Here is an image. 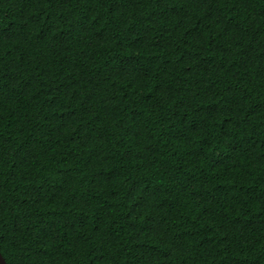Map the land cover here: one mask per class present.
<instances>
[{
  "label": "trees",
  "instance_id": "obj_1",
  "mask_svg": "<svg viewBox=\"0 0 264 264\" xmlns=\"http://www.w3.org/2000/svg\"><path fill=\"white\" fill-rule=\"evenodd\" d=\"M7 264H264V0H0Z\"/></svg>",
  "mask_w": 264,
  "mask_h": 264
},
{
  "label": "water",
  "instance_id": "obj_2",
  "mask_svg": "<svg viewBox=\"0 0 264 264\" xmlns=\"http://www.w3.org/2000/svg\"><path fill=\"white\" fill-rule=\"evenodd\" d=\"M0 264H7L5 258L3 257V255L0 252Z\"/></svg>",
  "mask_w": 264,
  "mask_h": 264
}]
</instances>
